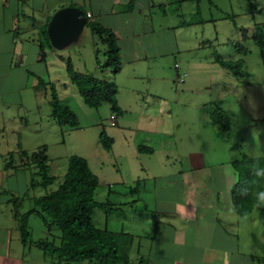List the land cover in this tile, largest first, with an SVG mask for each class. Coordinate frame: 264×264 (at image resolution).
<instances>
[{
  "label": "crops",
  "instance_id": "obj_1",
  "mask_svg": "<svg viewBox=\"0 0 264 264\" xmlns=\"http://www.w3.org/2000/svg\"><path fill=\"white\" fill-rule=\"evenodd\" d=\"M208 1L213 7L211 0ZM201 3V0H0V116H5L6 111L9 113L12 106H16L22 112L17 114V119L26 126L27 105L38 98L45 85V76H50L49 57L52 61L56 53L66 47L56 49L48 38L47 28L54 14L67 7L79 8L84 13L88 21L84 28L105 46V59L100 63L98 48L93 43L96 69L102 72L103 78L84 74L106 81L108 75L104 70H113L108 62L111 45L105 35L91 28V24L99 25L113 35L118 50V70L113 71V78L119 112L113 113L107 103L100 107L107 105L110 116H115L119 133L123 136L133 134L131 142L123 144L127 153L118 155L130 157L135 165V188H127L135 197L123 203L122 193L109 190L106 202L116 209L123 205L132 207L135 225L130 229L123 226L109 229L107 218L102 226L94 223L99 228L134 237L129 251V260L130 253H134V264H264V256L246 247L251 237L245 231L241 234V224L236 218L241 216L232 214L235 209L232 191L237 183L232 164L243 155L252 156L240 153L238 157L213 165L202 151L204 143L211 142L204 137L205 133L211 134L212 141L229 143L225 137L221 138V126L213 121V115L222 109L214 110L210 101H195L192 105L198 110H192V119L182 116L176 118L182 127L176 126L173 120V126L169 124L168 127L162 124L160 110L152 108L161 99L160 95L146 87L147 96L135 98L134 128L125 119L127 111L118 99L121 85L117 77L125 69L131 81L139 80L148 86L151 81L156 83L155 86L163 84V87L181 84V95H194L197 90L201 92L218 80L221 73L218 67L222 68L215 60L219 55L214 46L218 35L209 37L194 28L206 23L202 19ZM185 4L192 6L188 9ZM173 10L178 19L176 22L170 20ZM213 21L210 19L209 22ZM227 45L240 55L230 40ZM206 50L208 55L192 56ZM64 56L58 54L57 59L69 63L70 57ZM183 75L184 81L178 82ZM69 81L72 83L70 78ZM135 92H140L137 87ZM175 99L176 105L182 102L179 95ZM60 104L75 114L68 104ZM204 114L210 121L207 127L198 123L203 121ZM50 119L61 126L52 118V113ZM188 123L195 133L191 132ZM208 128L210 132H203ZM4 130L1 125L0 132ZM110 140L109 149L114 144L113 137ZM16 146L18 151H6L0 143V264H70L59 262L33 243L44 237L31 238L26 243L22 241L13 200L22 198L20 213L28 211L30 201L29 207L24 209L25 194L31 189L32 174L36 169L27 165L23 156L26 151L21 148V143L17 142ZM182 146L187 147L184 154L180 151ZM155 156L159 158L155 159L159 161L158 169L151 165L155 161L151 157ZM122 157L118 156V159ZM213 167L218 169L214 174L211 173ZM37 188L40 187L33 189ZM45 235L46 229L42 236ZM241 239L244 246H240Z\"/></svg>",
  "mask_w": 264,
  "mask_h": 264
},
{
  "label": "rangeland",
  "instance_id": "obj_2",
  "mask_svg": "<svg viewBox=\"0 0 264 264\" xmlns=\"http://www.w3.org/2000/svg\"><path fill=\"white\" fill-rule=\"evenodd\" d=\"M201 2V15L206 23L194 28L198 32L204 31L209 37H215L217 34L218 40L214 41L216 52L226 59H243L241 68L246 76L235 77L230 72L218 67L221 73L217 77L218 80L209 88H205L201 92L197 90L194 95L190 93L181 95L179 93L181 84L175 83L163 87V84L155 86L156 83L151 81L148 86L139 80L131 81L125 69L117 77V81L121 85L118 94L119 103L127 111L124 113L125 119L135 128V98L138 99L139 96L142 99L147 96L149 92L145 91L146 87L150 89L149 91L157 92L160 95L161 99L157 100V104L152 108L160 110L162 124L164 123L168 127L169 124L173 126L171 120L176 126L182 127L176 118L185 116L192 119L191 115L194 114L192 110H196L192 105L195 101H200L198 103L210 101L213 109L220 107L225 111L231 123L225 126V121L222 119L219 129L221 138L225 137L229 143L214 140L213 142L210 133L204 134L205 138L211 140V142H205L202 148L205 159L213 165H217L220 162L229 161L233 157H238L240 153H247L253 157L252 152H255L256 158L264 157L261 156L264 153V54L260 52L254 42L256 31H264V0H257L256 7L253 9L249 7L246 0H211L213 7L208 0H201ZM185 6L190 9L192 5L185 4ZM171 8L175 7L172 5ZM174 13L173 10V15L170 16L172 22L178 21ZM210 19H214V21L210 23ZM228 40L237 47V50L242 47L249 53L245 56L238 55L231 46L227 45ZM93 43L98 48L99 61L103 63L105 46L98 41L96 36H92L87 28H84L74 41L67 44L62 49L63 51L56 54H64V57L68 55L70 57L68 65H71L75 71L91 73L96 77L103 78L102 72L96 69ZM203 54L208 55L209 51L193 53L192 56H202ZM57 55L52 61L49 57L50 76H45L43 90L38 93L37 99L27 105L28 112L25 113L27 126L17 119V114L20 115L22 112L16 106H12L9 113L6 111L5 116H0V126L2 125L5 129L0 132L2 150L18 151L16 143L20 142L21 148L31 155L44 146L47 156L46 164L49 168L48 175L54 180L53 184L49 186V190L56 189L63 181L71 157L77 156L85 159L91 171L98 177L94 199L104 204L109 210L96 209L94 221L102 226L107 218L109 229H120V226L130 229V226L135 225L132 207L123 205L119 209L113 206L110 208L109 203L106 202V193L109 190L122 193L120 199L123 203L135 197V194L130 195L131 193L127 189L135 188L133 182L135 165L132 164L130 157L118 155L124 154L123 144L131 142L133 134L127 133L123 136L119 133L116 124L111 125V116L107 105L97 109L84 104L75 86L69 81L67 63L58 60ZM104 71L108 75V81L114 83L113 70L106 68ZM136 87L140 91L139 93L135 92ZM52 88L56 92L59 103L68 104L75 112L76 126H59L51 121ZM198 93L203 97H200ZM178 95L181 96L182 102L179 101V104L176 105L174 97L176 98ZM147 108L148 106L145 107V110ZM210 109L211 106H209ZM9 115L14 118H9ZM204 115L203 121L198 123L207 127L210 121L208 115ZM188 124L191 126V123ZM189 129L192 133L196 131L193 126ZM179 130L183 133V128ZM203 132H210V129ZM101 134L107 138L113 137L114 144L110 149L105 148L101 143ZM186 148L182 146L179 150L184 154ZM125 152L127 153V151ZM118 156L122 158L118 159ZM151 158V160L159 159L156 156ZM151 165L156 166L157 169L160 167L158 160H155ZM217 170L213 167L211 173L214 174ZM109 186L111 187L109 188ZM44 192L42 188L28 189L24 209L29 207L27 204L29 198L39 196ZM110 199L112 200L113 197ZM236 218L237 222L241 224V234L244 231L246 234L250 233L251 238L247 249L252 248L253 253L264 256V208H261L255 217L250 214L247 225L242 221V217L237 216ZM26 225L32 239L46 237V235L42 236L43 232L45 233V227L39 217L29 216ZM53 234H58V232L54 231ZM240 246H244L242 239ZM134 259V253L131 252L128 264H134ZM219 263L222 264V262Z\"/></svg>",
  "mask_w": 264,
  "mask_h": 264
},
{
  "label": "trees",
  "instance_id": "obj_3",
  "mask_svg": "<svg viewBox=\"0 0 264 264\" xmlns=\"http://www.w3.org/2000/svg\"><path fill=\"white\" fill-rule=\"evenodd\" d=\"M250 8L256 7L257 0H246ZM86 17V16H85ZM86 18V23H87ZM91 28L105 35L111 51L108 53L109 66L113 71L118 70V50L113 41V35L99 25L91 24ZM254 42L260 52L264 54V31H256ZM242 55L249 51L242 47L238 49ZM215 60L219 65L235 77H245L242 70V60L228 61L217 55ZM67 63V72L84 103L90 108H98L107 103L113 113H118L116 102L117 88L114 83L99 79L91 74L76 72ZM52 118L60 125L76 126L77 117L68 108L59 103L56 92L51 89ZM224 119L225 126L230 125L229 117L222 110L213 115V121L221 126ZM224 126V127H225ZM100 141L105 148L111 145L110 138L100 135ZM46 148L43 147L31 155L23 152L28 166L33 165L36 172L32 174L30 188L40 187L45 192L38 197L29 198L30 207L26 213H20L22 198H14L15 215L20 222L21 238L23 242H30V232L26 222L29 216L35 215L42 220L46 229V237L33 243L45 254L56 258L59 262L70 264H128L129 251L134 237L128 233L112 232L99 228L94 223L96 209L107 207L95 201L94 193L98 186L97 176L90 170L85 159L73 156L69 159L63 181L54 190L49 186L54 180L48 175L46 164ZM239 175V181L233 188L232 199L235 210L242 217L244 212L251 213L255 203L257 191H264V177L256 175V170L264 168V157L253 159L243 155L232 164ZM26 195V194H25ZM57 231L58 234H53Z\"/></svg>",
  "mask_w": 264,
  "mask_h": 264
},
{
  "label": "water",
  "instance_id": "obj_4",
  "mask_svg": "<svg viewBox=\"0 0 264 264\" xmlns=\"http://www.w3.org/2000/svg\"><path fill=\"white\" fill-rule=\"evenodd\" d=\"M86 25L84 13L76 7H67L59 10L52 17L48 28V38L56 49L74 41Z\"/></svg>",
  "mask_w": 264,
  "mask_h": 264
},
{
  "label": "clouds",
  "instance_id": "obj_5",
  "mask_svg": "<svg viewBox=\"0 0 264 264\" xmlns=\"http://www.w3.org/2000/svg\"><path fill=\"white\" fill-rule=\"evenodd\" d=\"M252 154H253V159H256L255 152H252ZM261 156H264V153H262ZM256 175L259 177H264V168L257 169ZM233 178H234V180H236V182L239 181V175L238 174H233ZM261 208H264V191H257L255 194V203L252 207L251 215L253 217H255L257 212ZM232 214L236 215L237 210L234 209ZM248 219H249V214L247 212H244L242 215V221L244 222L245 225H247ZM256 231H259V229H256Z\"/></svg>",
  "mask_w": 264,
  "mask_h": 264
},
{
  "label": "built area",
  "instance_id": "obj_6",
  "mask_svg": "<svg viewBox=\"0 0 264 264\" xmlns=\"http://www.w3.org/2000/svg\"><path fill=\"white\" fill-rule=\"evenodd\" d=\"M175 67H177V66L175 65ZM184 79H185V75L179 77V78L177 79V81L180 82V83H182V82L184 81ZM110 118H111V122H110V123H111L112 126H114V125L116 124L115 116L112 115Z\"/></svg>",
  "mask_w": 264,
  "mask_h": 264
}]
</instances>
